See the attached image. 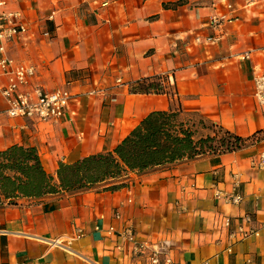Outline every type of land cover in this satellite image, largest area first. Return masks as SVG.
<instances>
[{
	"label": "crops",
	"instance_id": "1",
	"mask_svg": "<svg viewBox=\"0 0 264 264\" xmlns=\"http://www.w3.org/2000/svg\"><path fill=\"white\" fill-rule=\"evenodd\" d=\"M9 9L28 27L9 55L36 67L33 84L71 82L77 97L58 121L11 117L0 72V151L35 147L58 181L60 163L114 151L149 113L171 108L251 140L82 191L0 195V264H147L134 250L145 242L188 264H264L254 80L264 72V0H16ZM152 76L165 92L131 91Z\"/></svg>",
	"mask_w": 264,
	"mask_h": 264
},
{
	"label": "trees",
	"instance_id": "2",
	"mask_svg": "<svg viewBox=\"0 0 264 264\" xmlns=\"http://www.w3.org/2000/svg\"><path fill=\"white\" fill-rule=\"evenodd\" d=\"M134 93L165 92L160 76L135 82ZM179 110L149 113L111 152L86 156L74 163H60L58 181L43 167L35 147L14 145L0 151V195L40 197L62 190L82 191L95 187L124 171L140 173L157 166H170L205 153L232 151L246 146L250 137H241L222 126L208 122L219 133L196 139L194 131L179 121ZM117 187V184L112 185Z\"/></svg>",
	"mask_w": 264,
	"mask_h": 264
},
{
	"label": "built area",
	"instance_id": "3",
	"mask_svg": "<svg viewBox=\"0 0 264 264\" xmlns=\"http://www.w3.org/2000/svg\"><path fill=\"white\" fill-rule=\"evenodd\" d=\"M16 0H0V72L6 82L2 94L6 99L7 114L11 117H23L40 121H58L67 113L70 104L77 97L71 88V82L54 90L33 84L36 67L20 62L9 55L7 43L15 37L27 33L28 27L22 20V13L10 10L9 6ZM45 35L49 36L48 31ZM256 96L264 105V72L255 75ZM260 165H264V152L260 155ZM235 196L234 201H239ZM135 253L147 264H188L175 260L168 244L145 242L135 245ZM14 264H26L16 262Z\"/></svg>",
	"mask_w": 264,
	"mask_h": 264
},
{
	"label": "rangeland",
	"instance_id": "4",
	"mask_svg": "<svg viewBox=\"0 0 264 264\" xmlns=\"http://www.w3.org/2000/svg\"><path fill=\"white\" fill-rule=\"evenodd\" d=\"M179 121H181L185 127H189L194 131V136L197 140L209 135H215V133L221 135L217 129L211 127L208 122L203 121L197 114H186L180 111Z\"/></svg>",
	"mask_w": 264,
	"mask_h": 264
}]
</instances>
